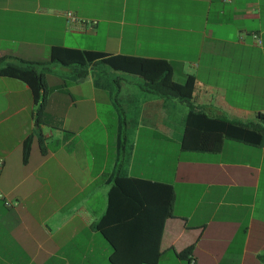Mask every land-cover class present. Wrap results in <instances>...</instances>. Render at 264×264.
I'll use <instances>...</instances> for the list:
<instances>
[{"label": "crops", "instance_id": "1", "mask_svg": "<svg viewBox=\"0 0 264 264\" xmlns=\"http://www.w3.org/2000/svg\"><path fill=\"white\" fill-rule=\"evenodd\" d=\"M52 45L166 60L172 80L193 77L190 106L99 65L76 78L49 61ZM20 59L44 90L36 112L27 83L0 74V264H264V137L181 147L189 107L240 123L264 113V0H0V68ZM115 176L148 202L116 195L117 263L94 227ZM166 185L157 254L142 253Z\"/></svg>", "mask_w": 264, "mask_h": 264}, {"label": "trees", "instance_id": "2", "mask_svg": "<svg viewBox=\"0 0 264 264\" xmlns=\"http://www.w3.org/2000/svg\"><path fill=\"white\" fill-rule=\"evenodd\" d=\"M22 65L7 64L0 68V74L9 75L23 80L30 88L33 101L37 104V111H40V99L44 90L42 75L36 72L30 64L31 61L20 59ZM49 61L56 62L61 66L69 67L76 78H84L91 66L102 65L112 71H118L140 78L139 86L142 90L151 92L160 97L175 98L190 106V96L193 89V77L186 75L182 82H176L171 78V66L163 59L143 58L131 55H107L98 51L81 50L68 48L60 45H52L49 51ZM116 80V79H115ZM256 123H240L235 121H223L217 118H204L200 114L193 112L190 107L187 112L181 147L185 150L217 151L220 148L221 136H233L238 140L245 141L252 133L264 137V113L256 114ZM259 140V139H258ZM28 150V139L23 140V157ZM125 190L129 192L127 196L135 200L136 206L140 210L148 205L144 197L143 188L136 186L130 178L115 176L113 183L107 191L108 204L105 213L94 224L109 242L112 250L109 258L113 263H117L116 256L120 250V242L116 234L112 233L110 216L113 215L114 200L116 195ZM173 191L170 185H166L162 191L161 214L151 238L152 230L144 234L139 242L141 252L148 254L150 249L157 254V247L161 233L162 220L170 215ZM142 206V208H141ZM190 247H186L177 254L188 258Z\"/></svg>", "mask_w": 264, "mask_h": 264}, {"label": "rangeland", "instance_id": "3", "mask_svg": "<svg viewBox=\"0 0 264 264\" xmlns=\"http://www.w3.org/2000/svg\"><path fill=\"white\" fill-rule=\"evenodd\" d=\"M97 70L100 72H104L103 74L105 80H138L140 82V78L134 75L118 72V71H112L106 68L105 66L99 65L97 67Z\"/></svg>", "mask_w": 264, "mask_h": 264}, {"label": "built area", "instance_id": "4", "mask_svg": "<svg viewBox=\"0 0 264 264\" xmlns=\"http://www.w3.org/2000/svg\"><path fill=\"white\" fill-rule=\"evenodd\" d=\"M223 1H228V0H223ZM66 22L67 23H71V22L75 23L76 22L75 17L70 12H66ZM93 23H94V21H91L88 23V25L91 26Z\"/></svg>", "mask_w": 264, "mask_h": 264}]
</instances>
